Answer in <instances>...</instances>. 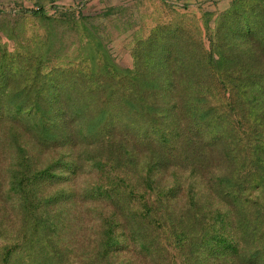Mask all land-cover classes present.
I'll return each mask as SVG.
<instances>
[{"label": "trees", "instance_id": "16d2710c", "mask_svg": "<svg viewBox=\"0 0 264 264\" xmlns=\"http://www.w3.org/2000/svg\"><path fill=\"white\" fill-rule=\"evenodd\" d=\"M88 47L84 65L54 68L29 45L0 47V127L89 151L100 174L48 195L82 171L80 152L42 168L24 158L6 192L0 181L12 246L41 227L56 264H264V0H233L209 46L186 16L155 26L132 68Z\"/></svg>", "mask_w": 264, "mask_h": 264}, {"label": "rangeland", "instance_id": "374dc122", "mask_svg": "<svg viewBox=\"0 0 264 264\" xmlns=\"http://www.w3.org/2000/svg\"><path fill=\"white\" fill-rule=\"evenodd\" d=\"M232 1L0 0V47L14 50L20 43L29 45L35 53V48L46 52L45 66L54 68L58 65H84L87 61L82 53L83 46L94 49L99 42L117 68H132V47L137 39L146 38L155 26L183 16L200 25L203 41L209 46L216 18ZM32 10L40 13L34 14ZM27 135L21 128L0 127L2 191L8 190L14 178L12 173L19 170L24 158H28L32 166L42 168L56 159L66 160L73 154L77 158V152L81 154L78 163L82 171L77 176L69 174L68 181L49 185L43 192L50 195L61 188L81 191L100 180L99 172L91 168L90 159L86 156L89 151L67 145L43 149ZM82 204L81 201L67 203V213L76 217L82 215ZM10 207V201L0 199V264H56L54 257L43 249L45 241L41 227L34 230L31 227L26 231V235L32 233L26 241L32 245L12 246L11 233L14 232ZM86 222L81 218L79 224L86 225Z\"/></svg>", "mask_w": 264, "mask_h": 264}]
</instances>
